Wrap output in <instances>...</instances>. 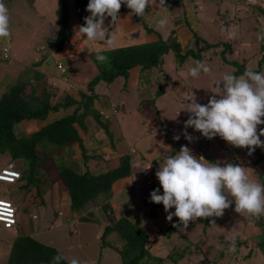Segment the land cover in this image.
<instances>
[{
	"label": "crops",
	"instance_id": "crops-1",
	"mask_svg": "<svg viewBox=\"0 0 264 264\" xmlns=\"http://www.w3.org/2000/svg\"><path fill=\"white\" fill-rule=\"evenodd\" d=\"M3 2L9 12L11 36L7 41L0 40V99L9 87L12 88V84L7 86L4 81L11 78L17 84H33L38 93L59 89L64 94V98L51 105L58 107L56 112H50L43 121H24L17 131L28 136L69 117L73 119L71 126L77 139L72 144L55 147L51 160L44 166L30 169L23 159L15 161L16 168L20 172L27 171L35 183H29L27 178L19 183L6 184L9 191L6 185H0V196L6 198L10 195L17 207V215L21 213V224L18 221L15 227H18L17 235L0 227V264H10V257L18 244L27 245V252L18 250L16 253H24V256L27 253L28 264L46 262L47 253L58 254L64 264H71L74 259L79 264H124L119 253L122 242L117 246L120 221H128L144 231L151 242L164 239L160 234L165 225L161 222L167 215L164 206L162 204L163 208L153 216L154 206L149 201L153 190H163L156 171L168 156H174L181 146L186 145L198 158L202 156L210 163L219 161L221 166L230 163L231 157L238 164L247 158L245 149L234 150L236 147L223 139L212 142L204 154L200 153L194 141L189 143L185 138L175 145L166 143L167 128L177 127L185 132L184 124L189 118L186 115L190 114L183 115L182 112L188 97L194 95L200 103L197 84L189 74L191 65L196 66L195 57L190 56L180 64L174 52H170L164 56L161 69L137 66L129 71L127 77H119L111 84L101 82L94 91H89L88 85L100 72L95 47L83 42L86 37L76 38V26L82 23L76 15L75 0H65L66 6L61 0ZM208 3L183 0L175 5L166 1L170 13L163 28L155 26L158 9H146L143 17H129L130 10L122 5L117 40L103 54L107 56L110 51L123 47L173 39L182 54L192 50L202 52L200 62L205 61L207 67L210 64L221 71L223 64L228 66V63L238 62L251 65L254 55L242 58L243 62H240L234 54L240 51L233 45L238 35L234 30L236 37L230 39L232 45L217 41L222 32L227 40L224 28L228 21L217 15L215 2ZM65 19L70 36L59 49L57 39L61 35V22ZM105 28L115 31L111 18L105 20ZM223 44L226 46L221 51L225 52L228 62L221 51V61H214L215 57L207 50H217ZM4 47L8 48L9 59L3 56ZM226 53L234 54V60L229 59ZM5 60L8 62L4 63ZM59 64H62L64 72L58 69ZM202 75L201 70L197 80ZM4 87L8 88L5 90ZM100 112L109 117H101ZM186 131L191 133L195 130L188 128ZM42 148L38 152L43 154ZM127 157L132 160L130 173L112 185L110 195L101 193L81 208L73 206L72 195L63 183L62 173L100 176L121 167ZM23 261L17 264H23Z\"/></svg>",
	"mask_w": 264,
	"mask_h": 264
},
{
	"label": "clouds",
	"instance_id": "clouds-1",
	"mask_svg": "<svg viewBox=\"0 0 264 264\" xmlns=\"http://www.w3.org/2000/svg\"><path fill=\"white\" fill-rule=\"evenodd\" d=\"M122 5L130 10L129 17H143L146 9H158L155 20L157 28L165 27L168 22L170 12L166 0H89L86 11L90 15L84 18L82 25L76 26V38L86 37L83 42L95 47V58L101 64L108 61L103 51L112 48L117 40ZM107 18H111L115 31L110 32L105 28ZM10 36L8 8L0 0V40L7 41ZM227 38L234 39L235 33L228 31ZM258 39L264 40V34H258ZM201 70L204 74L210 72L209 67L196 61L189 74L198 78ZM217 87L218 94L211 96L207 104L197 102L194 95L188 97L184 111L190 115L184 124L185 139L193 142V137L186 131L193 128L209 140L219 136L236 148H246L247 154L252 156L256 148H264V141L260 139L264 136V129H260L259 133L257 131L258 125L264 124V72L246 68L238 77L226 73ZM100 116L104 117L102 112ZM174 139L178 141L180 136ZM156 178L163 194L160 188L153 190L149 202L163 204L169 223L173 217H177L179 223L172 226L181 232L188 228L190 222L223 217L225 210L233 204L235 213L241 216L256 219L264 216V184L250 179L245 167L233 163L221 166L219 161L207 162L204 157L195 156L186 145L160 164ZM172 209L175 211L172 212ZM211 223L215 225V220ZM235 251V240H232L227 252ZM71 264L79 262L74 259Z\"/></svg>",
	"mask_w": 264,
	"mask_h": 264
},
{
	"label": "trees",
	"instance_id": "trees-1",
	"mask_svg": "<svg viewBox=\"0 0 264 264\" xmlns=\"http://www.w3.org/2000/svg\"><path fill=\"white\" fill-rule=\"evenodd\" d=\"M166 1L176 4L181 3L183 0ZM61 3L63 4V6H66L65 0H61ZM88 3L89 0H75L76 15L78 16L82 24L84 23V18L90 15L86 11ZM63 6L61 9H63ZM255 6H257L255 7V9L259 10L262 16H264V7L261 6V4ZM61 24V35L60 38L57 39V48L59 49L62 48L63 44L70 36V28L67 19L63 20ZM261 50L262 52H264V45L261 47ZM170 52H174L175 57L177 60L179 59L178 62L180 64L184 63L185 60L190 56L193 58L195 57L197 61H200V55H197L194 50L189 51L186 54H182L178 48V45L176 44V40L173 39H160L155 43L123 47L107 53L108 61L106 63L101 64L99 61H96L100 74L88 85V90L94 91L95 86L101 82L111 84L119 77H127L129 71L137 66L144 69H161L164 63V56ZM221 55H223L224 60L228 62L225 58L224 51H221ZM228 64L232 65L235 68V71L232 74L236 75L237 77L242 75L245 69L248 68L245 64H240L238 62ZM252 70L256 72L264 71V54L258 60L257 68ZM44 92L46 91L42 90V93ZM41 94L36 91V88L33 86V84H16L11 88L9 92L7 91L1 97L0 149L9 150L11 151L10 154L12 155V161H8L7 164L1 169L12 163L14 164L15 169L19 171V169L16 168L15 161L17 160L15 159H19L22 157L25 158L30 154L31 159H33L30 165V169H35L34 164L37 152L35 150L36 144L42 143L41 147L43 148H45V146L49 143H53L61 147L65 144H72L73 141L77 139V135L71 126V122L73 119L68 117L59 120L54 124L46 125L39 131L28 135V137L32 138V143H34L35 146H31V144L29 146H26L25 143H22L23 141H25L27 135L24 136L22 132H18L19 130L17 131V129L15 131V125L19 129L24 121L33 119H39L43 121L46 118L44 117L46 114H49L50 112L54 113L57 111L56 109L58 107L51 106L50 103H47L46 98H44ZM192 132L198 133L197 131ZM245 150L248 153V149ZM255 152H257L259 155L257 161L264 160L263 154H261L257 149L255 150ZM131 161L132 160L127 157L125 161H123L124 164H122L121 167L100 176H92L89 173L82 175L75 174L73 172L62 173L61 178L63 180V183L69 188L72 195L73 206L75 208H81L89 200L98 197L101 193H104V195H110L112 185L120 178H124L130 173ZM20 174L21 177L16 182L11 184H15L17 182L19 183L21 180L27 178H29V183H35V180H33V178L30 179V175L28 176L25 171L20 172ZM262 184H264V179L262 181ZM161 192H163V190H161ZM153 206L154 208L151 211V215L155 216L163 207L162 204L157 205L155 203H153ZM233 208L234 204L229 209H226L225 213H227L229 210H232ZM33 218L36 217L34 216ZM210 219L215 220L217 218L213 217L208 219H199V221L208 223ZM177 223H179L178 219L165 226V230L162 229L160 231V234L167 239H172V236L175 233L178 234V232H181L179 231V229L172 226L173 224ZM118 225H120L121 228V230L119 231L120 238L122 240H126L124 241V244L122 243V246L119 249V253L124 264H182L180 262L185 256L197 255V253L193 249H191V244H186L184 245V250H182L180 253L179 247H177L172 253H166L164 256H156L152 253L151 249L148 248L149 240L148 237H146L148 235L144 231L134 227L128 221H120ZM260 226L262 227L263 231L256 246L264 256V225L260 224ZM135 244H138V247L135 246ZM18 250L21 252H24L26 250L27 252L28 247L24 244H18L16 246V249H14L12 256L10 257L9 263L17 264V262L26 260L27 262L23 261V264H28L27 253L24 256V253H16ZM45 259L47 261L44 262V260H42V264H64L63 259L55 253H47Z\"/></svg>",
	"mask_w": 264,
	"mask_h": 264
},
{
	"label": "rangeland",
	"instance_id": "rangeland-1",
	"mask_svg": "<svg viewBox=\"0 0 264 264\" xmlns=\"http://www.w3.org/2000/svg\"><path fill=\"white\" fill-rule=\"evenodd\" d=\"M209 1L215 2V6L218 5L217 15H219L222 20L228 21V26L224 28L225 32H233L234 30V32L238 34L237 38L233 41V45L238 46V48H240V51H235V56L238 57L240 62H243L242 58H249L247 56L254 55V62L249 66H247L246 64L245 65L250 69L257 68L258 60L264 54V52H262L261 50V47L264 45V40L258 39V34H264V16H262L259 10L255 9V7H257L255 5L261 4V6L264 7V0H201V2H205L207 4H209ZM175 5L179 4L176 3ZM238 21L241 22L238 23ZM224 36L225 35L222 32L217 41H223L224 43L229 42L230 45H232L230 39L227 38L226 40L225 38H223ZM236 41L237 43H235ZM225 46L226 44H223L217 50L213 48L211 50H207V52L212 53L215 57L214 61L219 62L221 61L219 52ZM244 50H246V52ZM195 52L197 53V55L202 56V52ZM234 54H227V56L229 59L234 60ZM192 58L191 64L194 65V61ZM202 58L199 60L201 61ZM7 62V60L4 61V63ZM203 64L206 65L205 61L203 62ZM209 66L210 64H208V67ZM192 67L193 66L191 65V68ZM209 68L210 72L208 74L203 73V75L200 76L201 78H199L198 80L197 78L191 77V80H194V82L197 84L196 93L198 95V98L201 99V104H207L211 96L218 94L217 85L224 74H232L235 71V68H232L230 65L227 66L225 64H223V68L221 69V71H219V68H217L216 70V67L213 65ZM14 80L15 79L11 78V82L7 80L4 81L6 82V85L8 84L7 86L12 84L10 86L14 87L17 84L13 82ZM4 88L6 90L8 87ZM10 90L11 88L9 87L8 92ZM41 95L46 98L47 103H50L51 105H53V103L56 102L57 99L64 98V94L61 91L59 92V89L55 91H46ZM217 98L219 97L217 96ZM186 113L187 112L184 111L182 112L183 115H186ZM48 115L49 114H46L44 117H47ZM186 117L188 118L189 116L186 115ZM168 125L170 124L168 123ZM17 128L18 127L15 125L14 130L16 131ZM260 129H264V124L258 125V133ZM260 139L261 141H264V136L260 137ZM32 141L33 140L31 137L26 136L25 141H23L22 143H25L26 146H29L30 144L31 146H35ZM41 144H36L35 146V150L37 152L35 156L34 168L48 164V162L51 160L53 150L56 146H58L56 144L49 143L45 146V148H42ZM39 148L43 149V154L41 151L38 152ZM236 149L238 150L246 148H234V150ZM256 149L264 156V148ZM228 152L230 153V150H228ZM10 153L11 151L9 150L0 149V169L5 166L8 161H12V155ZM46 153L47 155H45ZM232 158L233 157L229 158L230 163L245 167L250 179L262 184V181L264 179V160L257 161L259 158L257 152H254L252 156L247 155V158L245 157L239 164L234 159L232 160ZM20 159L24 160V164L27 167L31 165V162L33 160L31 159V154L27 155L25 158L22 157L15 160L19 161ZM26 173L29 176V173L27 171ZM6 188L9 191V187L7 185ZM0 192L2 191L0 190ZM6 198L12 200L10 195ZM171 211L174 212V210ZM20 214L21 213L19 212L17 215L18 221ZM150 218L152 219V217ZM177 219V217H173L172 222L176 221ZM212 220L213 219H210L208 223H203L199 220H197L196 222H190L186 231L178 232V234L175 233L172 236V239L163 237L164 239H159L158 241L155 240V242L148 241V248L152 250L154 255L164 256L166 253L174 252V249L177 247H179L180 253L182 250H184V245L191 244V249H193L197 253V255L185 256L180 262L182 264H264V256L256 246L260 236L262 235L263 230L260 224L264 225V216H261L259 219L250 216H241L235 213L233 208L232 210H229L227 213H225L223 217L215 219V225H212ZM161 223L165 224L163 228L165 230V226L170 224L167 221V215H165V218ZM17 230L18 227L12 228L11 230L7 231H10V233H12L13 235H17ZM232 240H235L236 251L234 253H228L227 248ZM124 241L126 240H122L120 237H118L117 246H121L120 242L124 244ZM135 246L138 247V244H135Z\"/></svg>",
	"mask_w": 264,
	"mask_h": 264
},
{
	"label": "built area",
	"instance_id": "built-area-1",
	"mask_svg": "<svg viewBox=\"0 0 264 264\" xmlns=\"http://www.w3.org/2000/svg\"><path fill=\"white\" fill-rule=\"evenodd\" d=\"M3 56L5 59H9V51L8 48H3ZM58 69L62 72L65 71L62 64L57 65ZM114 113H116L114 111ZM102 115L105 118H108L109 116L102 112ZM184 131L182 129L176 128V127H169L166 129L165 135H166V142L169 145H174L179 143L182 139H184L183 135ZM191 135L194 139L196 147L199 149L200 153L204 154L208 151L210 144L212 141L220 140L221 138L219 136H216L214 139L209 140L207 138H204L201 133L191 132L188 133ZM175 136H180V139L177 141L174 139ZM21 177V174L19 171H17L14 167V164L10 163L6 167L0 170V184L3 183H14ZM0 224L5 230H11L12 228H15L18 224L17 221V207L14 205V203L11 200H8L2 196H0Z\"/></svg>",
	"mask_w": 264,
	"mask_h": 264
}]
</instances>
